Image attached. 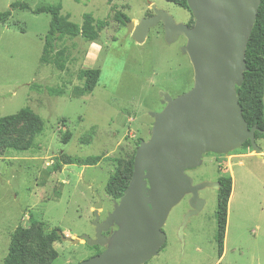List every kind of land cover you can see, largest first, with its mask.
<instances>
[{"label":"rangeland","instance_id":"rangeland-1","mask_svg":"<svg viewBox=\"0 0 264 264\" xmlns=\"http://www.w3.org/2000/svg\"><path fill=\"white\" fill-rule=\"evenodd\" d=\"M14 2L32 10L59 5L61 15L76 25H82L84 14H91L95 20H107L108 26L94 42L82 37L59 42L58 47L67 50L65 70L59 71L39 63L49 14L16 10L6 23H0V118L28 108L43 123L42 132L31 141L20 133L23 125H17L9 139L21 148L30 142L29 148L0 154V264L11 234L19 225L29 228L30 219L42 224L46 235L60 230L71 239L93 238L95 203L98 198L102 201L98 210L102 222L113 208L112 197L106 193L108 180L132 160L141 141L150 139L154 122L150 114L164 108L161 93L175 98L194 85L192 66L181 52L186 45L183 37L167 44L158 25L143 44H137L125 23L114 17L121 12L139 24L153 15L150 2L176 23L193 26L190 11L163 0H113L111 4L106 0H0V12ZM87 69H98L100 77L92 93L78 96L74 90L84 83L79 74ZM49 89L62 95H49ZM67 133L70 139L64 144ZM256 141L264 155V139ZM249 152L244 147L234 151ZM91 156H99L100 161L80 165ZM208 156L204 154L201 163ZM240 159L234 158L230 167L234 197L225 257L218 259L217 203L212 192L204 215L183 222L186 201L173 208L164 226L167 245L147 264H264V161L246 158L244 166L234 167ZM116 230L113 226L105 233L109 242ZM107 246L89 248L83 241L59 240L41 253L33 235L28 247L40 258L27 264H80Z\"/></svg>","mask_w":264,"mask_h":264},{"label":"water","instance_id":"water-1","mask_svg":"<svg viewBox=\"0 0 264 264\" xmlns=\"http://www.w3.org/2000/svg\"><path fill=\"white\" fill-rule=\"evenodd\" d=\"M260 1L186 0L193 26L176 23L148 2L152 16L139 24L125 22L137 44H143L158 25L167 44L183 37L186 45L181 52L192 66L194 85L175 98L161 93L164 108L150 114L154 119L150 139L139 143L130 181L102 222L98 212L102 201L98 198L95 203L94 237L71 239L56 231L62 242L83 241L89 248L108 244L80 264H146L157 256L166 243L162 229L170 212L186 195L195 196L207 186H192L185 173L198 167L204 154H227L248 141L254 156L264 161L255 137L257 132L264 135V130L248 127L235 92L247 71L245 48ZM114 224L119 229L109 242L105 233Z\"/></svg>","mask_w":264,"mask_h":264},{"label":"trees","instance_id":"trees-1","mask_svg":"<svg viewBox=\"0 0 264 264\" xmlns=\"http://www.w3.org/2000/svg\"><path fill=\"white\" fill-rule=\"evenodd\" d=\"M80 3L83 0H72ZM111 4L113 0H106ZM180 9L187 10L186 0H163ZM31 11L33 14H49L50 22L48 31L43 39V49L39 60L41 65H52L59 71H64L66 66L65 48H59L58 43L65 39H73L82 37L89 42L97 41L100 33L108 26V21L103 19H93L91 14L83 15L82 25H76L61 15V7L59 5L40 6L32 10L27 4L14 2L5 12H0V23H6L12 16V11ZM119 22L125 23L129 18L121 12H115L114 16ZM245 64L247 71L244 73V81L240 87H235V92L239 100L242 115L249 128L257 126L260 130H264V0L260 1L256 20L252 26L251 32L245 48ZM84 80L81 88L74 90L78 96L90 94L97 86L100 71L98 69L82 70L79 74ZM49 95L61 96L62 92L54 89L48 90ZM23 125L20 130L22 135H29L30 140L39 135L43 129L41 118L35 115L30 109H21L16 114L8 115L0 118V154L8 149L27 150L30 142L24 147H20L9 137L15 133V127ZM256 140L264 139L261 133L255 134ZM70 134L63 136L62 141L67 144ZM244 148H250L247 141ZM135 155V154H134ZM133 160H130L123 168L118 170L109 178L106 193L114 199H120L123 191L126 189L133 172ZM100 161L99 156H91L80 162L83 166H93ZM65 164H70L65 162ZM224 187L218 195V207L215 212L217 221V253L218 259L223 255L224 239L227 226V209L228 201L231 195L232 179L228 177L223 179ZM30 227L24 228L18 226L11 234L9 249L2 264H27L29 260L39 259V253H45L53 243L59 241L56 230L49 234H45L42 230V224L30 219ZM37 238L38 252L29 249L28 243L32 236ZM99 253V252H97ZM56 257V254H52Z\"/></svg>","mask_w":264,"mask_h":264},{"label":"flooded vegetation","instance_id":"flooded-vegetation-1","mask_svg":"<svg viewBox=\"0 0 264 264\" xmlns=\"http://www.w3.org/2000/svg\"><path fill=\"white\" fill-rule=\"evenodd\" d=\"M242 147H240V148H242ZM240 148H238V149H240ZM235 150H237V149H235ZM235 150L231 151L232 154L228 155L229 157L225 156V154L207 153L209 155L208 161H206L205 163H203V161H202V163L198 167H196L194 169L187 170V176L191 179L192 186H199L202 184H207V186H205L204 188L198 189L195 196H194V194L190 193L182 199V201H184V200L186 201V204L188 207V210L183 215V217H184L183 222H185L187 220L186 218L188 215H190L189 218H192L193 216H197V215H204L206 210L209 209V207H210L212 192L216 196V203H217L216 209H217V207H218V195H219V192L221 191V189H223V187H224V182H222V181H223V179H227L228 177H231V175H230V169H231L230 167L232 166L231 162H233L234 158H237V157L242 158L243 156L246 155V153L245 154L234 153ZM118 200L119 199L112 198L113 206H114V202L118 201ZM192 200H193V206L191 205ZM216 209H215V211H216ZM111 212H113V208H112ZM111 212L107 213V215L110 214ZM106 218H107V216H106ZM165 225H166V223L164 224V226ZM113 226L117 227V230H116V232H117L119 229V226L116 224H114ZM164 226H163L162 230L166 233ZM167 241H168V238L166 235V243L162 249H164L166 247ZM104 250H102V251H104ZM102 251H100L99 253H101ZM99 253H97V254H99ZM149 262H150V260L147 263H149Z\"/></svg>","mask_w":264,"mask_h":264},{"label":"crops","instance_id":"crops-1","mask_svg":"<svg viewBox=\"0 0 264 264\" xmlns=\"http://www.w3.org/2000/svg\"><path fill=\"white\" fill-rule=\"evenodd\" d=\"M147 39V38H146ZM252 157H255L254 156V154H253V152L251 151V152H249V153H246V155L245 156H243L241 159H240V161H238L235 165H234V167L235 166H237V167H242V166H244L245 165V163H243L244 162V160L246 159V158H252ZM242 160V161H241ZM230 175H231V179H232V189H231V195H230V197H229V201H228V209H227V220H228V213H229V210H230V203L232 202V200H233V197H234V180H233V175H234V172L232 171H230ZM216 212V211H215ZM226 232H227V226H226ZM226 232H225V239H224V248H223V255H222V259L225 257V255H226V249H225V245H226Z\"/></svg>","mask_w":264,"mask_h":264}]
</instances>
